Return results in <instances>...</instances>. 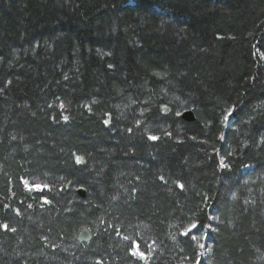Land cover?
<instances>
[{"label": "trees", "instance_id": "trees-1", "mask_svg": "<svg viewBox=\"0 0 264 264\" xmlns=\"http://www.w3.org/2000/svg\"><path fill=\"white\" fill-rule=\"evenodd\" d=\"M261 192L264 0H0V264H264Z\"/></svg>", "mask_w": 264, "mask_h": 264}, {"label": "water", "instance_id": "water-1", "mask_svg": "<svg viewBox=\"0 0 264 264\" xmlns=\"http://www.w3.org/2000/svg\"><path fill=\"white\" fill-rule=\"evenodd\" d=\"M236 111H237V110H233V111L231 112L230 117H229V118H230V121L232 120V117H233V115H235ZM181 119H182L183 121L187 122V123L193 122V120H194L193 115H192L191 112H185V113H183V114L181 115ZM77 194H78L81 198H83V197L85 196V192L82 191V190H79V191L77 192ZM77 240H78V242H79L80 244H87V243L90 242L91 237H90L89 233H88L86 230H83V231L78 235V239H77ZM208 241H209L208 238H206V239L204 240V248H203V249H205V246H206V244H207Z\"/></svg>", "mask_w": 264, "mask_h": 264}, {"label": "rangeland", "instance_id": "rangeland-1", "mask_svg": "<svg viewBox=\"0 0 264 264\" xmlns=\"http://www.w3.org/2000/svg\"><path fill=\"white\" fill-rule=\"evenodd\" d=\"M176 101V103L178 102V99L177 100H175ZM231 112L232 111H230L226 116H227V119H224V128H226L227 129V127L230 125V123H231V121H230V114H231ZM234 116V115H233ZM232 119H233V117H232ZM260 197H261V199L263 200V198H264V193H260ZM246 204V202H243V205H245ZM189 231V233L190 232H192V230L191 229H189L188 230ZM205 238H206V236H205ZM202 246H203V244H202Z\"/></svg>", "mask_w": 264, "mask_h": 264}, {"label": "snow or ice", "instance_id": "snow-or-ice-1", "mask_svg": "<svg viewBox=\"0 0 264 264\" xmlns=\"http://www.w3.org/2000/svg\"><path fill=\"white\" fill-rule=\"evenodd\" d=\"M225 119H227V116H225ZM153 139H155V137H153ZM79 159V158H78Z\"/></svg>", "mask_w": 264, "mask_h": 264}, {"label": "bare ground", "instance_id": "bare-ground-1", "mask_svg": "<svg viewBox=\"0 0 264 264\" xmlns=\"http://www.w3.org/2000/svg\"><path fill=\"white\" fill-rule=\"evenodd\" d=\"M202 252H203V246H201Z\"/></svg>", "mask_w": 264, "mask_h": 264}]
</instances>
